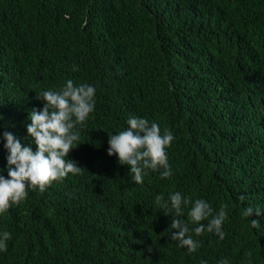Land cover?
<instances>
[{"label": "trees", "instance_id": "obj_1", "mask_svg": "<svg viewBox=\"0 0 264 264\" xmlns=\"http://www.w3.org/2000/svg\"><path fill=\"white\" fill-rule=\"evenodd\" d=\"M68 79L96 88L68 155L83 174L26 189L0 213V264H114L128 232L138 264H264V215L243 216L264 208V0H0V117L19 87L40 95ZM130 116L173 133L170 178L149 170L137 184L108 155ZM5 156L0 139V169ZM172 191L223 205L224 238L191 233L198 248L180 249L167 232L175 213L154 202ZM169 249L183 254L158 257Z\"/></svg>", "mask_w": 264, "mask_h": 264}, {"label": "clouds", "instance_id": "obj_2", "mask_svg": "<svg viewBox=\"0 0 264 264\" xmlns=\"http://www.w3.org/2000/svg\"><path fill=\"white\" fill-rule=\"evenodd\" d=\"M35 93L19 87L11 107L1 113L0 128L3 132L0 139L6 151V167L0 169V173L6 170L7 177L0 174V213L26 198V189L35 187L43 191L52 181L83 174L77 162L68 159V155L80 144L78 126L94 111L96 88L87 82L74 84L72 79H68L59 90L46 89L41 90L40 95ZM258 120L264 124V115H259ZM126 124L128 127L124 130L109 135L108 155H116L119 164L127 165L130 180L137 184L143 181L149 170L158 172L162 179L170 178L173 173L167 148L174 140L173 133L167 128L161 131L155 121L144 117L130 116ZM21 143L26 144L22 146ZM154 202L165 214L175 213L167 232L185 253H191L199 246V241L191 233L199 236L209 232L224 238L222 224L226 212L223 205L214 211L205 199L193 200L187 195L182 196L180 191L169 192L167 198L157 194ZM185 208L188 209L187 219L182 218ZM261 215H264V208L259 205L243 209L245 217ZM189 223L195 225L191 230ZM249 223L252 228L260 226L257 219H250ZM135 236L134 232L126 233V243L120 242L113 249L117 256L114 264L147 262V258H141L132 251L137 244ZM9 239L10 233L0 230V252L6 250ZM50 251L56 258L62 253L61 247H57L43 254L45 258ZM167 251L178 257L183 254L169 249L158 257ZM153 261L150 259L146 264H154ZM217 264H228V261L221 259Z\"/></svg>", "mask_w": 264, "mask_h": 264}]
</instances>
